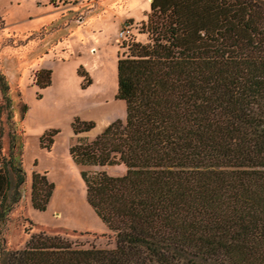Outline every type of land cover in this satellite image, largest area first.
<instances>
[{
	"label": "trees",
	"instance_id": "trees-1",
	"mask_svg": "<svg viewBox=\"0 0 264 264\" xmlns=\"http://www.w3.org/2000/svg\"><path fill=\"white\" fill-rule=\"evenodd\" d=\"M138 32L144 42L119 41L123 118L91 139L79 134L92 120L70 123L68 154L113 247L38 232L17 249L0 242V264H264V0H149ZM33 83L48 86L50 70H35ZM7 91L0 73V221L24 182ZM118 165L121 174L103 169ZM52 188L32 173L31 207L43 211Z\"/></svg>",
	"mask_w": 264,
	"mask_h": 264
},
{
	"label": "rangeland",
	"instance_id": "rangeland-1",
	"mask_svg": "<svg viewBox=\"0 0 264 264\" xmlns=\"http://www.w3.org/2000/svg\"><path fill=\"white\" fill-rule=\"evenodd\" d=\"M148 11L149 0L65 4L61 0H0V73L8 85L10 121L20 144L16 164L24 171L19 198L0 221V242L6 248H20L38 232L57 234L83 247H113V232L85 201L79 175L82 167L68 154L75 139L70 123L74 117L92 120L94 127L79 134L91 139L110 121L123 118L124 103L114 96L116 59L125 48L120 47L116 32L119 23L130 21L132 37L144 42L146 35L138 31ZM39 69L50 70V84L42 89L33 83V72ZM1 123L5 154L8 126L4 113ZM48 130L57 133L49 149L41 148L37 139ZM103 169L112 175L124 171L122 165ZM34 172L53 184L43 211L30 205ZM9 178L12 185L11 173Z\"/></svg>",
	"mask_w": 264,
	"mask_h": 264
},
{
	"label": "built area",
	"instance_id": "built-area-1",
	"mask_svg": "<svg viewBox=\"0 0 264 264\" xmlns=\"http://www.w3.org/2000/svg\"><path fill=\"white\" fill-rule=\"evenodd\" d=\"M132 33L131 26L127 23L124 22L122 23L116 32V36L118 39H124L125 37L129 36Z\"/></svg>",
	"mask_w": 264,
	"mask_h": 264
},
{
	"label": "crops",
	"instance_id": "crops-1",
	"mask_svg": "<svg viewBox=\"0 0 264 264\" xmlns=\"http://www.w3.org/2000/svg\"><path fill=\"white\" fill-rule=\"evenodd\" d=\"M49 5V4H48ZM90 8V7H89ZM50 11H57V10H54V9H52L51 7H50ZM90 10V9H89ZM50 11H47V12H50ZM122 17H120L119 19H121ZM124 22H126V21H124ZM124 22H121V23H119V25H121L122 23H124Z\"/></svg>",
	"mask_w": 264,
	"mask_h": 264
}]
</instances>
